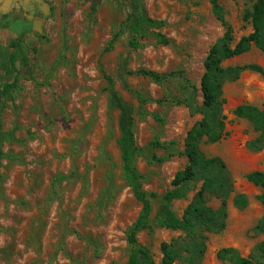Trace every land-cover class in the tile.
<instances>
[{
	"label": "rangeland",
	"instance_id": "obj_1",
	"mask_svg": "<svg viewBox=\"0 0 264 264\" xmlns=\"http://www.w3.org/2000/svg\"><path fill=\"white\" fill-rule=\"evenodd\" d=\"M95 1L47 0L53 10L41 35L31 32L32 22L23 23L20 0L0 9V91L20 77L14 99L0 95V264H128L127 234L142 204L124 181L118 145L123 120L110 104L103 71L114 78L135 117L134 139L140 148L173 142L183 152L188 132L202 120L187 102L202 105L204 62L225 34L210 2L143 0L147 17L164 27H146L139 49L131 48L133 36L126 31L106 52L131 3ZM219 3L236 42L252 33L244 21L251 3ZM156 34L168 43L158 44ZM253 64L264 69V52L253 48L223 67ZM140 69L183 73L190 88L179 76L157 84L133 74ZM223 91L226 136L216 144L203 143L201 150L227 165L233 191L226 229L209 237L203 264H225L217 257L225 248L247 258L264 241V234L255 231L264 217L258 200L263 190L247 179L253 172L264 173V148H249L259 134L250 121L234 114L241 105L264 111V76L244 71L238 79L228 78ZM138 94L149 101L141 103ZM153 153L165 161L137 158L136 167L143 189L163 196L188 161L185 156L168 158L163 148ZM199 189L172 204L177 215L182 217ZM238 195L247 197L245 209L235 206ZM209 204L219 207L216 199ZM153 207L154 222L159 204ZM180 235L153 225L138 239L160 263L161 244Z\"/></svg>",
	"mask_w": 264,
	"mask_h": 264
},
{
	"label": "trees",
	"instance_id": "obj_2",
	"mask_svg": "<svg viewBox=\"0 0 264 264\" xmlns=\"http://www.w3.org/2000/svg\"><path fill=\"white\" fill-rule=\"evenodd\" d=\"M131 11L127 20L121 25L118 32L114 34L106 52L111 51L116 42L126 32H131L133 38L130 46L133 49L141 47L140 38L145 34V28H162L164 22L154 21L147 17L143 0H129ZM212 6L217 19L225 28L224 36L215 43L204 62V74L201 80V92L203 96L202 105L188 100L187 104L194 114L202 115L199 121L189 132L185 141L184 151L180 152L175 144L161 145L158 141L150 146L140 148L135 144V117L130 108L124 103L120 93L116 90L115 80L112 76L103 71L107 86L105 91L109 94L111 106L121 113L123 125L118 145L121 151L123 177L126 185L132 190L135 198L142 204V209L127 234V243L130 248L128 264H203L207 252V243L211 235L222 233L226 229L228 218V200L233 191V183L227 165L219 158H208L201 150V145L219 143L226 136L227 122L223 115V108L226 104L224 98V83L232 77L238 79L244 71H251L264 76V69L259 65H247L232 69H225L223 64L234 58L243 56L256 48L264 52V0H245L252 4L251 9L244 14V21L252 26V33L244 36L236 42L232 27L227 23L224 10L219 0H208ZM155 38L160 45H166L168 40L161 34ZM133 74L147 77L157 84H164L166 81L179 76L187 88H190L189 81L184 74H158L146 69H140ZM235 74V76H227ZM20 82L19 76H14L11 84H4L0 95L14 99V92ZM141 103L149 100L138 94ZM240 119L250 121L258 137L249 144L254 152L264 148V111L251 105H241L234 112ZM159 119L158 116H154ZM163 148L169 155L185 156L187 166L179 171L173 182L172 189L165 195L146 192L143 189V176L136 167L137 158H144L149 163H163L165 159L157 157L153 149ZM6 157L5 154H2ZM250 183L263 190L258 197L259 202L264 205V173L253 172L247 176ZM200 189L194 194L192 202L184 211L182 217L172 209L175 201L184 200L191 192ZM216 199L219 202L218 208L210 206V201ZM159 204V210L153 222V203ZM234 204L239 209H245L249 201L245 195H238ZM153 225L167 229L172 232H180L178 238L161 244L162 260L158 263L152 251L139 242L138 236L145 230H153ZM257 233L264 234V217L255 228ZM217 257L225 264H264V241L261 242L255 252L249 257H242L233 248H225L218 252Z\"/></svg>",
	"mask_w": 264,
	"mask_h": 264
},
{
	"label": "flooded vegetation",
	"instance_id": "obj_3",
	"mask_svg": "<svg viewBox=\"0 0 264 264\" xmlns=\"http://www.w3.org/2000/svg\"><path fill=\"white\" fill-rule=\"evenodd\" d=\"M22 9L24 10L22 13V20L25 25L28 24V22H32V30L31 32L35 34H42L44 32V26H45V20L47 17L43 15L42 12H39L34 5H30L27 1L28 0H20ZM47 3V0H45ZM50 7V13L49 16L52 13L53 7L47 3ZM26 6V7H25ZM48 16V17H49ZM30 33V35L32 34ZM32 34V35H33Z\"/></svg>",
	"mask_w": 264,
	"mask_h": 264
},
{
	"label": "water",
	"instance_id": "obj_4",
	"mask_svg": "<svg viewBox=\"0 0 264 264\" xmlns=\"http://www.w3.org/2000/svg\"><path fill=\"white\" fill-rule=\"evenodd\" d=\"M11 1L14 0H0V9L4 6H7ZM99 0H96L95 2H98ZM30 5H34L36 9L39 12H42L45 17L49 16L50 13V7L45 2V0H28L27 1Z\"/></svg>",
	"mask_w": 264,
	"mask_h": 264
}]
</instances>
